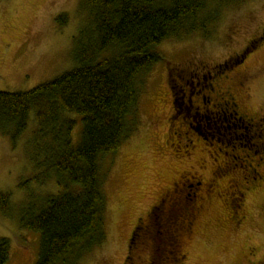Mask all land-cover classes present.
I'll return each instance as SVG.
<instances>
[{"label": "rangeland", "instance_id": "1", "mask_svg": "<svg viewBox=\"0 0 264 264\" xmlns=\"http://www.w3.org/2000/svg\"><path fill=\"white\" fill-rule=\"evenodd\" d=\"M63 15L66 24L58 21ZM205 17L210 21L204 31L184 33L158 46L163 60L148 76L140 128L105 163L110 167L104 185L106 241L80 264H175L172 246L177 248L178 264H264V153H254L261 147L240 148L235 153L247 156L246 162L238 159L237 167L229 166L234 172L218 173L213 163L221 164L224 152L213 154L215 148L202 140L181 146L184 129L179 123L170 128L167 121L169 67L193 64L214 70L243 51L251 54L245 69L252 75L243 102L251 112L264 116V0H208L198 19ZM89 23L84 0H0V92H27L72 70L76 66L73 39ZM236 70H223L222 86L237 89ZM68 115L78 120L72 133L76 146L81 140V117ZM36 130L32 113L15 145L0 132V192L9 194L10 205L8 215L0 211V237L10 240L6 264L38 262L40 234L21 228L20 210L26 201H39L58 191L53 176L43 185L38 182L39 169L29 158ZM253 140L261 142L258 137ZM227 159L230 163L231 155ZM248 164L259 174L255 185L244 179L250 173L240 168ZM188 174H200L212 184L191 224L192 216L184 215L186 208L195 209L191 200L169 210L176 183ZM232 193L242 199L239 212L231 205L233 197L230 204Z\"/></svg>", "mask_w": 264, "mask_h": 264}, {"label": "trees", "instance_id": "2", "mask_svg": "<svg viewBox=\"0 0 264 264\" xmlns=\"http://www.w3.org/2000/svg\"><path fill=\"white\" fill-rule=\"evenodd\" d=\"M84 1L90 23L73 39L76 66L27 92H0L1 134L15 145L33 113L37 130L29 158L39 169L38 182L43 185L53 176L58 187L20 210L21 228L40 234L36 264H80L105 243L104 185L110 172L105 163L140 128L148 76L163 60L158 46L204 31L210 21L198 19L208 0ZM58 21L66 24L67 18ZM70 113L82 121L76 146L72 133L78 120ZM0 211L10 212L7 193L0 192ZM172 249L178 264L177 248ZM9 253L10 240L0 237V264H6Z\"/></svg>", "mask_w": 264, "mask_h": 264}, {"label": "flooded vegetation", "instance_id": "3", "mask_svg": "<svg viewBox=\"0 0 264 264\" xmlns=\"http://www.w3.org/2000/svg\"><path fill=\"white\" fill-rule=\"evenodd\" d=\"M250 55L247 51H243L235 57L229 58L223 64L224 66L216 65L214 70L207 67L208 65L194 66L192 64L179 69L169 67L167 72L171 88V111L167 117L170 128L173 124L179 123L180 127L184 129L185 134L184 136L181 135L184 141L180 144L181 146L184 144L185 147L194 146L195 140H202L215 148L213 154L224 152L223 162L221 164L213 163L215 168L219 170L218 173L234 172V170L230 171L232 167L229 166H236L238 159L246 162L247 156L239 154L238 157L235 152L240 148L244 149L247 144L261 147V150L254 152L256 155L264 153V116L257 112H251L243 102L249 94V82L252 77L245 69ZM189 67L195 68L190 69ZM234 67H237L234 83L237 89L234 88V85L231 88H225L222 86L223 70ZM204 71L209 72L206 74ZM256 137L261 142L256 141L255 143L253 139ZM227 148L231 150V153ZM230 155L231 161L229 163L227 157ZM214 160L217 161L215 158ZM240 168L244 170V173H250L246 177L244 176V179H249L255 185L259 179L258 172L252 171L250 164L247 168H244L243 165ZM239 180L236 179L235 182L239 183ZM206 181L200 174L182 176L180 183H176L177 189L175 188L174 192L177 194L174 200L170 201L169 210L171 207L175 209L179 206L180 208L187 200H191L195 204V209L186 208L184 210V215L190 214L192 216L191 224L197 211L199 212L204 207L205 195L207 197L212 190V184L206 183ZM203 187H205L204 195L201 194ZM185 190L187 191L186 196L184 195ZM231 195H229L230 204L234 193ZM240 195L242 194L240 193ZM183 197L185 198L183 199ZM236 197H233L231 205L234 210L238 208L239 212L242 199ZM177 203L178 205H176ZM156 207H159V203ZM185 221H187L186 218Z\"/></svg>", "mask_w": 264, "mask_h": 264}]
</instances>
